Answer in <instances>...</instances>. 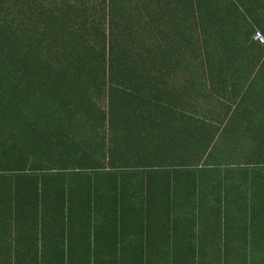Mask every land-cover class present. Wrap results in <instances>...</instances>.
<instances>
[{
  "label": "trees",
  "instance_id": "trees-1",
  "mask_svg": "<svg viewBox=\"0 0 264 264\" xmlns=\"http://www.w3.org/2000/svg\"><path fill=\"white\" fill-rule=\"evenodd\" d=\"M38 2L0 0V264H264V220L248 216L234 225L238 219L222 206L212 220L201 216L208 211L201 206L209 195H218L219 205L225 202L227 190L216 186L222 184L221 175L216 178L219 170L157 167L141 175L109 170L103 159L102 114L83 137L75 139L66 130L72 144L64 145L57 131L56 120L74 117L64 109L76 93L77 74L85 79L111 72L120 25L136 29L138 37L127 30L131 40L157 38L151 25L162 16L156 13L152 23V0L144 6H135L134 0H99L94 17L82 11L63 16L60 8L40 17ZM119 3L126 12L122 17ZM213 10L212 16L189 17L192 25H212L199 31V41L191 34L190 69L219 83V72L241 65L253 33H243V46L232 49L233 36L218 30V24L237 21L218 15V3ZM40 18L54 25L49 32H38ZM56 21L77 24L79 32H70L63 43ZM92 34L98 48L88 45ZM249 47L259 65L263 47ZM256 187L250 190L252 201L262 204L264 190ZM191 202L192 218L183 219V204Z\"/></svg>",
  "mask_w": 264,
  "mask_h": 264
},
{
  "label": "crops",
  "instance_id": "crops-1",
  "mask_svg": "<svg viewBox=\"0 0 264 264\" xmlns=\"http://www.w3.org/2000/svg\"><path fill=\"white\" fill-rule=\"evenodd\" d=\"M134 1L135 6H144L146 0ZM217 3L218 15L237 21L225 27L218 24V30L233 36L229 41L232 49L243 46V33L250 37L258 31L264 39V0H152V23L156 13L162 16L151 25L157 38L152 34L153 39L148 41L131 40L127 30L138 37L136 29L120 25L118 55L114 57L115 63L112 59L111 72L85 79V74H77L81 78L73 79L76 93L64 109L71 110L74 117L56 120L57 131L64 145L72 144L65 139L66 132L75 139L83 137L89 132L88 126L100 123L102 114L103 159L110 168L107 169L138 175L157 167L174 171L219 170L216 178L221 175L222 184L217 182L216 186L221 192L227 190V195L222 196L225 202L219 205V196L209 195L201 206L208 210L202 218L212 220L213 213L218 214L222 206L232 220L238 219L233 221L234 225L249 217L259 222L264 220V197L260 200L262 204L259 200L253 203L250 190L253 185L264 190V55L255 66V49L249 44L257 43L251 39L241 65L234 66L231 72H219V83L208 82L206 72L194 73L190 69L191 34L199 41V31L211 30L212 25H192L189 17L212 16ZM100 7L99 0H39L38 16L60 8L58 12L63 16L68 12L75 17L82 11L83 15L94 17ZM116 8L117 15L126 14L120 3ZM170 13L175 14L173 18ZM52 25L40 18L38 32L42 29L49 32ZM55 27L62 34L63 43L71 38L70 32H79L74 23L56 21ZM87 42L98 48L95 34ZM219 45L218 41V48ZM79 96H86L87 100L83 102L84 98ZM212 132L213 140L208 143ZM253 176L256 184H250ZM205 183L203 187H207ZM183 206V219L192 218L188 210H192V202ZM231 247L237 249L234 244Z\"/></svg>",
  "mask_w": 264,
  "mask_h": 264
},
{
  "label": "built area",
  "instance_id": "built-area-1",
  "mask_svg": "<svg viewBox=\"0 0 264 264\" xmlns=\"http://www.w3.org/2000/svg\"><path fill=\"white\" fill-rule=\"evenodd\" d=\"M251 39H252V41L261 45L264 48V39H263L262 35L260 34V32L254 31L252 36H251Z\"/></svg>",
  "mask_w": 264,
  "mask_h": 264
},
{
  "label": "rangeland",
  "instance_id": "rangeland-1",
  "mask_svg": "<svg viewBox=\"0 0 264 264\" xmlns=\"http://www.w3.org/2000/svg\"><path fill=\"white\" fill-rule=\"evenodd\" d=\"M104 28V27H103Z\"/></svg>",
  "mask_w": 264,
  "mask_h": 264
}]
</instances>
